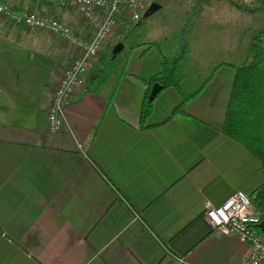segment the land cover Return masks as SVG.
<instances>
[{
  "label": "crops",
  "instance_id": "1",
  "mask_svg": "<svg viewBox=\"0 0 264 264\" xmlns=\"http://www.w3.org/2000/svg\"><path fill=\"white\" fill-rule=\"evenodd\" d=\"M51 1L18 7L89 35L76 11ZM200 1L205 23L212 0ZM14 24L0 21V264H243L247 246L206 219L209 206L264 183L259 161L223 131L234 72L213 65L191 91L156 82L164 88L141 124L163 56L136 48L113 105L109 92L84 90L67 128L50 134L53 87L75 54Z\"/></svg>",
  "mask_w": 264,
  "mask_h": 264
},
{
  "label": "built area",
  "instance_id": "2",
  "mask_svg": "<svg viewBox=\"0 0 264 264\" xmlns=\"http://www.w3.org/2000/svg\"><path fill=\"white\" fill-rule=\"evenodd\" d=\"M39 2L41 0H32ZM76 11L89 28L83 37L72 27L49 13L35 10L17 11L14 3L0 2V17L26 29L46 32L71 48L75 57L56 85L47 111V131L56 134L67 128L66 109L72 98L85 90L84 76L92 69L98 55L119 29V15L125 11L128 18L138 22L147 13L143 0H58ZM264 5V0H258ZM206 219L213 231L232 235L247 246L243 264H264V232L261 218L251 200L243 192H236L223 206H209Z\"/></svg>",
  "mask_w": 264,
  "mask_h": 264
},
{
  "label": "trees",
  "instance_id": "3",
  "mask_svg": "<svg viewBox=\"0 0 264 264\" xmlns=\"http://www.w3.org/2000/svg\"><path fill=\"white\" fill-rule=\"evenodd\" d=\"M0 2L14 3L15 9L21 11L18 7L20 0H0ZM199 4L200 0L188 12L186 21L177 36L175 52L170 56H166L163 52L166 39L163 42L154 43L135 41L142 36L138 29L141 30L145 17H142L138 22H134L123 11L119 15L120 26L115 35L118 39L117 43L123 44L124 49L114 57L115 45L110 44L112 40L105 46L98 55L92 69L86 74L84 80L85 90L90 93H101L108 90V103L112 106L114 96L118 90V83L121 76L126 74L127 63L132 51L143 46L158 48L163 56V68L150 82L141 113V124H143L153 108L154 101H149L152 86L156 82H161L165 88L170 86V83L178 86L181 84L183 79L182 69L186 63L190 39L195 28V19L202 8ZM231 5H235L238 9L249 14H255L258 11L264 12V7L253 9L238 2H231ZM113 74L118 75L110 89ZM210 80L211 78L207 79L204 84ZM197 93L186 99H191ZM181 108L182 105L179 110ZM223 131L228 137L242 144L259 161L264 174V28L254 37L246 61L235 71ZM250 200L253 208L259 213L261 221H264V183L256 190Z\"/></svg>",
  "mask_w": 264,
  "mask_h": 264
},
{
  "label": "rangeland",
  "instance_id": "4",
  "mask_svg": "<svg viewBox=\"0 0 264 264\" xmlns=\"http://www.w3.org/2000/svg\"><path fill=\"white\" fill-rule=\"evenodd\" d=\"M42 1L53 2L51 0ZM143 1L146 11L149 10L152 4H157L161 8L144 19L141 30L138 29L142 36L135 41L151 43L157 39L161 42L166 39L163 52L166 56L172 55L176 49L179 30L186 21L184 15L193 6L195 0ZM231 2H238L253 9L264 7L258 0H212L211 6L207 7L210 10L206 13L207 22L199 23V17H197V25L190 39L186 63L182 69L185 82L182 79L180 84L187 91L198 89L203 83L200 78L206 75L214 66L224 65L228 68H225L227 72H234L235 74L236 69L248 58L250 45L254 37L264 28L263 11H258L255 14L245 13L235 5H231ZM199 5L203 6L202 1ZM0 21L4 24H14L11 21L3 20L1 17ZM236 24L243 26V32L239 34L242 35L240 38L238 34L236 35L237 31L234 30ZM111 40V43H109L116 47L118 44L116 35ZM200 41L203 50L199 49ZM153 52L159 54L156 49ZM117 75L113 74L110 89L114 85L113 82H115ZM106 92L108 90L104 91V93Z\"/></svg>",
  "mask_w": 264,
  "mask_h": 264
},
{
  "label": "water",
  "instance_id": "5",
  "mask_svg": "<svg viewBox=\"0 0 264 264\" xmlns=\"http://www.w3.org/2000/svg\"><path fill=\"white\" fill-rule=\"evenodd\" d=\"M160 8H161V6H159L157 4H152L151 7L149 8V10L147 11V13L145 14V18H147L151 14L155 13ZM123 49H124L123 44H121V43L117 44V46L113 50V56L116 57L118 54H120L123 51ZM163 88L164 87L161 84L155 83L152 87L149 101L153 102L155 100V98L157 97V95L160 93V91L163 90ZM261 229L264 232V221H262V223H261Z\"/></svg>",
  "mask_w": 264,
  "mask_h": 264
}]
</instances>
